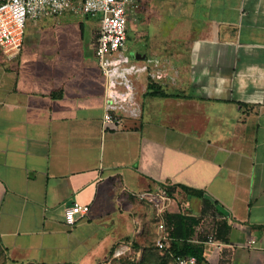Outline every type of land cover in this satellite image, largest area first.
<instances>
[{
	"label": "crops",
	"instance_id": "crops-1",
	"mask_svg": "<svg viewBox=\"0 0 264 264\" xmlns=\"http://www.w3.org/2000/svg\"><path fill=\"white\" fill-rule=\"evenodd\" d=\"M67 12L28 18L16 57L0 49L1 263L101 264L181 213L201 218L185 241L204 264H264V0H152V52L126 49L147 68L126 80L96 59L101 15ZM73 201L89 211L70 226Z\"/></svg>",
	"mask_w": 264,
	"mask_h": 264
},
{
	"label": "built area",
	"instance_id": "built-area-1",
	"mask_svg": "<svg viewBox=\"0 0 264 264\" xmlns=\"http://www.w3.org/2000/svg\"><path fill=\"white\" fill-rule=\"evenodd\" d=\"M140 6L141 0H0V49L8 58L16 57L22 47L28 18L59 16L67 11L81 15L100 14L99 33L94 49L96 59L106 77L126 80L132 72L147 68L145 65L139 68L130 63V57L126 53L128 17L138 11ZM114 110V103L106 102V112L102 119L104 130L119 127L121 120ZM136 195L151 202L158 212L165 211L172 203L166 190L160 193L147 190ZM88 211L87 203L73 201L64 208V219L72 226ZM158 227L160 231L155 245L158 249L164 250L167 246L168 233L163 223H159ZM125 246L126 250L130 249L127 244ZM125 249L121 251L124 252ZM174 260L176 264H200L197 257L192 254H177ZM110 263V258L101 262Z\"/></svg>",
	"mask_w": 264,
	"mask_h": 264
},
{
	"label": "rangeland",
	"instance_id": "rangeland-1",
	"mask_svg": "<svg viewBox=\"0 0 264 264\" xmlns=\"http://www.w3.org/2000/svg\"><path fill=\"white\" fill-rule=\"evenodd\" d=\"M137 12L138 11H135L134 13ZM67 13L70 15L69 17L77 21L85 19L81 14H75L71 11ZM139 18L137 25H133L128 32L126 49L137 52L144 50L152 52V0H149V3L145 7L143 6V10H140ZM146 22L147 25L145 27L142 26ZM148 68L149 71L152 70V62L149 63ZM130 249L126 250L118 258L110 259V264H176L174 261L166 257V255L160 250H147L143 253V250L136 249L133 244H131ZM1 262L2 261H0V264H3Z\"/></svg>",
	"mask_w": 264,
	"mask_h": 264
},
{
	"label": "trees",
	"instance_id": "trees-1",
	"mask_svg": "<svg viewBox=\"0 0 264 264\" xmlns=\"http://www.w3.org/2000/svg\"><path fill=\"white\" fill-rule=\"evenodd\" d=\"M148 88L154 89L153 92H155L156 85L153 83L151 79L148 80ZM180 188L184 189L186 192H194V193H199V191L195 189H191L185 185H180ZM168 190L170 191L171 188L168 187ZM200 217L198 216H188V215H181V213H174V214H169L167 213L165 215V221L168 224V234L172 237V244L169 249L164 251V255L168 257L170 260L174 261L175 255H195L199 261L200 264H204L205 261V256L203 249L200 247V245H195L191 244L189 242H186L185 239H188L189 237L192 236L193 228L192 226L199 224L200 222ZM223 226H226L225 224L222 223ZM191 226V229L190 227ZM222 226V227H223ZM227 227V226H226ZM184 228V230H181ZM226 230L228 228H225ZM184 240V241H178V240ZM136 246V244H134ZM144 251L151 250V251H157L158 248L155 244L145 246L143 249ZM160 250V249H159ZM113 252V251H112ZM110 253V255L112 254ZM109 259V258H106ZM144 260V259H143Z\"/></svg>",
	"mask_w": 264,
	"mask_h": 264
},
{
	"label": "water",
	"instance_id": "water-1",
	"mask_svg": "<svg viewBox=\"0 0 264 264\" xmlns=\"http://www.w3.org/2000/svg\"><path fill=\"white\" fill-rule=\"evenodd\" d=\"M137 54H138V53H137ZM137 57H138V58H142V57H140L139 55H137Z\"/></svg>",
	"mask_w": 264,
	"mask_h": 264
}]
</instances>
